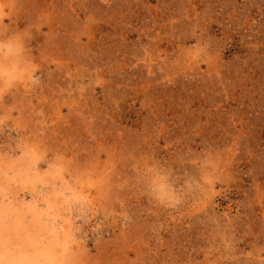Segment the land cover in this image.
Here are the masks:
<instances>
[{"label":"rangeland","instance_id":"374dc122","mask_svg":"<svg viewBox=\"0 0 264 264\" xmlns=\"http://www.w3.org/2000/svg\"><path fill=\"white\" fill-rule=\"evenodd\" d=\"M0 264H264V0H0Z\"/></svg>","mask_w":264,"mask_h":264}]
</instances>
